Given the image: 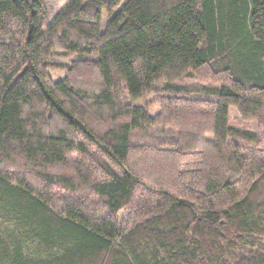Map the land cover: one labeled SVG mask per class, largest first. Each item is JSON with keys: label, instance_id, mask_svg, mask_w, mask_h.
Returning <instances> with one entry per match:
<instances>
[{"label": "trees", "instance_id": "1", "mask_svg": "<svg viewBox=\"0 0 264 264\" xmlns=\"http://www.w3.org/2000/svg\"><path fill=\"white\" fill-rule=\"evenodd\" d=\"M0 264H264V0H0Z\"/></svg>", "mask_w": 264, "mask_h": 264}, {"label": "rangeland", "instance_id": "2", "mask_svg": "<svg viewBox=\"0 0 264 264\" xmlns=\"http://www.w3.org/2000/svg\"><path fill=\"white\" fill-rule=\"evenodd\" d=\"M55 61H58V62H66V59L65 58H60L59 56H55L54 58ZM50 75L53 79H60L62 76H63V72H57L56 74L53 73V72H50ZM155 98V97H154ZM147 103V101H146ZM147 104H153L152 103V99L150 98L148 103ZM150 109V113L152 115H155L156 113H158L159 111V108L158 106H153V107H149ZM230 119H231V122L232 124L234 125H238V126H242V125H245L241 120H240V117H239V114L237 113V111L233 108L230 109ZM253 123H249L248 126H251ZM32 181L30 180V183ZM124 216V213H121L120 214V218H122ZM29 250L31 252H35L37 249L33 248V247H30ZM37 252V251H36Z\"/></svg>", "mask_w": 264, "mask_h": 264}]
</instances>
